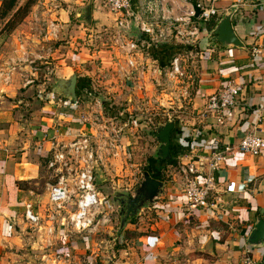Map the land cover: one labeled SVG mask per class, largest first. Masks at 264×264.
<instances>
[{"label": "crops", "instance_id": "1", "mask_svg": "<svg viewBox=\"0 0 264 264\" xmlns=\"http://www.w3.org/2000/svg\"><path fill=\"white\" fill-rule=\"evenodd\" d=\"M85 1H39L13 38L11 37L14 46L10 58L5 63L6 69H0V136H5L4 142L0 141V264H45L43 256L46 252L43 250L42 240L39 234L36 235L28 227L24 218L25 205L33 203L36 206L31 201L36 193L26 185L36 180L40 166L33 159L35 148L32 146V138L19 133L23 126L20 115H38L37 126L34 127L32 123L28 127L32 136L38 135L34 136L38 141L37 146L47 160L48 147L39 146L42 133L53 129L57 124L63 130L68 126L71 129L79 127L78 115L85 113L81 112L79 106L80 90L87 95L88 89L93 88L91 92L98 101L101 97H106L110 99V103H124L132 111L141 105L142 91H153L156 87L154 77L148 71L138 79V88L132 91L134 94H126L125 89L123 90L126 82L118 77L117 57L113 56L115 52L107 46V39L102 48L96 44L97 47L92 53L85 44L78 51L80 45L75 41L77 34L82 33L85 36V31L90 28L84 27L82 22L81 14L89 4ZM203 2L217 8L219 16L203 28L200 43L203 53L193 60L191 72L195 83L188 81L190 98L176 100L168 95H160L159 104L166 114L165 122L169 119L176 121L171 145L176 164H161L153 156L151 163L145 167L165 183L163 194L123 229L124 237L134 235L135 253L124 248L121 257L117 258L106 251V264H243L245 249L250 247L246 244V236L258 218L264 219V151L256 158L242 152L228 156L218 172L216 195L221 198L219 209L215 212L198 210L187 213V200L183 193L179 165L191 159L209 156L216 148L228 144L236 145L250 133L264 136V0ZM232 7L237 8L233 16L234 30L246 49L221 50L205 47L203 39L206 33ZM91 8V27H94V34L101 39V30L108 32L115 28L116 18L101 5L100 0H93ZM52 21L60 23L62 31L57 40L48 41L46 25ZM95 26L99 29L95 30ZM60 40H65L66 43L63 45ZM256 47L262 49L261 54L254 58L252 51ZM96 58L103 62L101 79L98 82L102 83L105 95L98 94L96 85L92 86L96 80L94 79L83 84L79 80L76 104L62 97L59 98L63 100L60 102L53 90L50 93L57 100L51 98V95L46 98L42 88L47 82L39 81V73L34 71V66L41 65L47 70L55 68L61 76L64 73L60 77L64 79L73 74L75 67L91 63ZM154 59L160 65L167 62L160 55H155ZM148 64L151 66L155 63L148 61ZM13 65H16L15 70L10 79L5 80L2 72ZM67 72H70L68 76ZM46 77L51 80L49 75ZM228 79L235 80L240 87V94L236 106L225 112L222 122H219L208 111L207 103L209 97L220 91ZM28 81L31 83H27ZM128 85L131 90L133 85L130 82ZM34 89L37 90V98H40L39 105H36L34 98L22 96ZM149 95L154 96L155 93L151 92ZM120 98L122 101H118ZM67 101L72 105L68 106ZM156 116L143 115L140 118V127L131 141L134 155L140 135L148 130L152 132L161 123L157 122ZM3 125H6L5 131L2 130ZM6 131L7 135H4ZM158 148L159 143L154 148L156 153ZM120 159H110L111 162L106 164L107 181L111 180L109 172L115 175L120 171L119 176L123 177L124 165L119 166L122 162ZM123 159L126 163V158ZM145 169L144 172L147 171ZM118 184H121L120 179ZM106 204L114 208L110 200L106 199ZM74 242L65 252L72 255L73 264H80L83 258L75 255L79 246ZM254 254L262 263L264 249H254ZM111 259L113 262H110Z\"/></svg>", "mask_w": 264, "mask_h": 264}, {"label": "built area", "instance_id": "2", "mask_svg": "<svg viewBox=\"0 0 264 264\" xmlns=\"http://www.w3.org/2000/svg\"><path fill=\"white\" fill-rule=\"evenodd\" d=\"M104 6L116 18L107 46L117 57L118 77L126 82L123 90L126 94H134L138 79L148 71H151L156 87L153 91L143 90L141 105L132 111L124 103L114 102L102 108L106 115H102L103 111L100 115H78L79 127L75 129L66 127L63 130L57 124L42 133L39 146L48 147L47 170L53 180L48 188L49 202L45 213L36 210L33 203H27L24 218L28 227L42 240L45 264H73L72 255L62 250L70 248L77 238L83 244L86 240L89 244L92 237L103 231L102 227L112 222V206L106 204V211L103 208L104 198L97 186L96 168H105L110 159H132L131 141L140 127V118L158 115L159 88L165 87L169 91L166 95L171 99L190 98L188 81L195 83L191 72L193 60L203 53L200 47L203 28L219 16L218 9L205 5L203 0H106ZM132 23L142 33L140 41L125 33ZM61 31L60 23L49 22L46 38L48 41L57 40ZM98 39L94 34L89 43ZM163 45L172 48L173 52L166 64L160 65L154 54ZM261 49L254 48L252 57H258ZM148 61L155 64L149 66ZM15 67L8 66L9 71L2 72L5 80L10 79ZM33 69L39 72V66ZM127 82L133 85L131 90ZM151 92L155 95L150 96ZM239 94L240 87L235 80L228 79L220 91L209 97L208 111L222 122L225 112L236 106ZM87 95H93L91 90ZM263 151L264 136L250 133L236 145L228 144L216 148L209 156L181 163L179 170L187 213L219 209L221 198L216 195L218 172L228 156L242 152L256 158ZM100 258L101 263L106 264V256ZM82 262L80 264H90L89 259ZM243 264H260L252 247L245 249Z\"/></svg>", "mask_w": 264, "mask_h": 264}, {"label": "rangeland", "instance_id": "3", "mask_svg": "<svg viewBox=\"0 0 264 264\" xmlns=\"http://www.w3.org/2000/svg\"><path fill=\"white\" fill-rule=\"evenodd\" d=\"M0 1H2V0H0ZM26 1L27 0H20L19 5H23ZM39 1H42V0H39ZM39 1H37V3ZM89 1L90 0H86L85 3L88 4ZM100 3H101V5H105L106 0H100ZM85 7H86V4H85ZM106 9L109 10L108 8H106ZM32 11H33V8L31 9V12ZM30 13H29V15H30ZM84 15H85L84 13L81 14L83 25H84V27H90V28H88L89 30L85 31V36L82 33L77 34L75 41H77V43H79V45H80L78 48V51H79V49H81L82 45L85 44V47L91 49L89 52L92 53V50H94V48L97 47L96 44H99L98 46H100L102 48L103 43L104 44L106 43V39L108 42L110 41V39L113 35L112 33L114 32V30H113L114 28L111 30H108V32H106V30H101V32H100L101 39H98L97 41L93 40L92 43L90 44L89 42H91L90 41L91 38H89V36L93 35L95 33V31L92 30L94 27H91V25H89L85 21ZM73 19H74V21H76L75 13H73ZM6 23H7V20H1L0 19V69L2 67H4L3 69H6L7 64H5V63L9 60L11 52H12L11 50L14 46L13 43H11V37L22 26V24H20L16 28V30H14L12 33H7L4 30ZM96 29H99V28H97V26H95V30ZM83 30H84V28H83ZM90 30H92V32ZM84 37H85V39H84ZM60 43H62L64 45L66 43V41L60 40ZM60 43H59V45H60ZM16 44H15V47H16ZM66 46L70 47V45H65V47ZM105 48H106V45H105ZM75 53H78V52H75ZM102 63L103 62L101 59L96 58L91 63L88 62V64H86V65L83 64V65H80V67H78V68L75 67L74 72H72L73 74L78 75L81 84L85 83L86 79L89 81L96 79L94 84H92V86L96 85L95 90H97L98 94H100V95L104 94V92L102 90V87H103L102 83L98 82V80L101 79V69L103 67ZM189 66L191 67V64ZM4 71L6 74L8 70H4ZM38 73H39V81L40 82H44V81L47 82L45 87L42 88L43 93L45 92V94H46V98H49V95H51V98L56 99V97H57V99L60 100L59 99V98H61L60 96L57 95L56 97H54L53 93H50V91L52 92V90H54V88L56 87V82L58 81V79H60V77L64 76V73H63V76H61L62 74L60 72H57V70L55 68H51L50 70H47L44 68V66H41V65L39 66V72ZM68 73H70V72H67L66 76L69 75ZM47 75H49V78L51 80H48V78L46 77ZM92 89L89 88L88 90H92ZM34 91H35V89L30 91L29 94L22 95V96H24L26 98H30V99L34 98L33 100L35 101L36 105H39L41 103V102L38 103L40 98L39 97L37 98V95H38V94H36L37 90L35 92ZM79 92H80V96H81L80 97L81 98L80 104H79L81 112L84 111L87 115H100L101 111H103V110L101 108L100 103H98L97 98L94 95H92V97H89L88 95H86V92H84L83 90H80ZM167 92L169 93V91H167V89L165 87L162 90L159 88V94L160 95H166ZM0 101H2V100H0ZM67 103H70V102L67 101ZM5 104H8V102H5ZM163 110H164L163 108L162 109L160 108V111H159L160 115L156 116L157 122H161V123L165 122V120H166L165 115L166 114H165V112H163ZM103 112L105 114L103 113L102 115H106V111H103ZM37 117H38V115H33V116L20 115V123L23 124V126H21V129H19V133L21 136L24 134V135L30 136L32 138V141H31L32 146H34V148H35L33 159H35V161L38 163V165L40 166V169L38 170V173L36 174V180H34L32 182V184L26 185V186L28 188L29 187L32 188L36 193V196H34L35 198L31 200L32 202H34L36 204V210H38L42 213H45V207L48 205V202H49L48 188H49V184H51V182L53 183V180L51 179L50 174L47 170V160H45L43 158L42 153H40V149L37 146L38 141L35 140V137H38V135L35 136L36 134H34L32 136L31 129H30V127H28L32 123H33L32 125H34V127L37 126V124L39 122V120H37L38 119ZM66 123H68V122H66ZM2 130L3 131L6 130V125H3ZM28 132H29V134H28ZM145 132L146 133H142L140 135V139H138V143H137V147H136L137 149L135 151V155L133 154L134 153V151H133L132 159L131 160L127 159L126 163H125L123 158L120 159V160H122V162L119 166L124 165L123 171H122L123 177L119 176V174H121L120 171L115 175H113L111 172H109L110 174L108 173V175L111 178V180L106 182V174H107L106 173V166H105V168H100L102 171L101 172L102 174L101 173L96 174V178H97V182H98L97 186H98V189L104 198L103 199L104 210L106 211V199L108 201L110 200L111 202H113L114 208H112L113 213L111 214L112 222L105 225L104 227H102L103 231L100 232L97 236L92 237V240L90 241L89 244H87V242H88L87 240L84 244L82 243V240H80L78 238H77L78 240H76V241L74 240L75 241L74 243L79 246L76 249L77 251L75 252V255H79L80 257L83 258V260L89 259L90 264H91V260L93 261V259H95L96 262H93L92 264H102L100 257L106 256V251H109L110 254L112 253L117 258L121 257V253H122V251H124V248L128 249L131 253L134 252V246H135L134 242H133V240H134L133 236L134 235L133 234H130L129 236L127 235L128 237L125 236L126 237L125 238L123 233H122L123 230L120 231V216H119L120 207H119V203H118L117 199L115 198V191H127L128 193H130V195H134V190L140 186L141 181L143 179V173H144L145 167L151 163V159L153 158V156H156V152L154 151V148L157 146L158 141L153 136L154 129L152 132L150 130L145 131ZM4 135H7V131ZM4 137L5 136H2V137L0 136V141H2L4 139ZM31 138H30V140H31ZM3 142H4V140H3ZM119 179L121 180V184H118ZM72 243H73V241H72ZM62 251L64 253H68V252H65V250H62Z\"/></svg>", "mask_w": 264, "mask_h": 264}, {"label": "water", "instance_id": "4", "mask_svg": "<svg viewBox=\"0 0 264 264\" xmlns=\"http://www.w3.org/2000/svg\"><path fill=\"white\" fill-rule=\"evenodd\" d=\"M92 2L91 0L87 5L84 16L85 21L92 24ZM237 8L232 7L229 12L225 13L206 33L203 43L207 48H215L221 50L229 49H246L242 40L237 36L234 30L233 16ZM130 38H135L136 41L142 39V33L135 23H132L130 28L125 31ZM78 75L72 74L68 78L59 79L56 82L54 93L66 100L77 102L78 101ZM110 99L106 97L100 98V105L103 108ZM176 128V121L169 119L165 123H159L153 132V136L159 143L155 160L161 164L175 165L176 159L173 156L172 133ZM99 167L96 168V174L101 173ZM102 174V173H101ZM108 178H106V181ZM97 182V181H96ZM98 184V182H97ZM165 183L160 181L156 176L150 172L143 173V179L140 186L134 190V195H130L127 191H116L115 198L119 203V216H120V231H122L129 221L135 219L140 215L142 210L148 208L155 199L159 198L164 191ZM246 244L254 249H264V219L258 218L246 236ZM264 264V257L263 262Z\"/></svg>", "mask_w": 264, "mask_h": 264}, {"label": "trees", "instance_id": "5", "mask_svg": "<svg viewBox=\"0 0 264 264\" xmlns=\"http://www.w3.org/2000/svg\"><path fill=\"white\" fill-rule=\"evenodd\" d=\"M37 1L39 0H27L23 5H19L20 0H2L0 4V19L7 20L4 27L5 32L12 33L16 30V28L28 17L31 9L35 6ZM172 50L173 49H170L167 45H163L160 49L155 51L154 55H160L164 59L168 60L173 52ZM88 81L89 80L86 79V82ZM145 170L151 173L149 168Z\"/></svg>", "mask_w": 264, "mask_h": 264}]
</instances>
